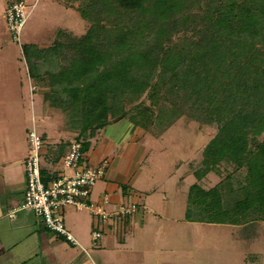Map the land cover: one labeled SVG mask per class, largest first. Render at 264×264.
Returning a JSON list of instances; mask_svg holds the SVG:
<instances>
[{"label":"trees","instance_id":"16d2710c","mask_svg":"<svg viewBox=\"0 0 264 264\" xmlns=\"http://www.w3.org/2000/svg\"><path fill=\"white\" fill-rule=\"evenodd\" d=\"M56 1L80 13L87 33L23 50L44 102L70 117L83 152L112 124L129 122L155 138L182 118L215 127L186 220L241 226L242 238L260 230L264 0ZM223 165L226 177L205 189L202 180L221 176ZM54 178L43 170L45 182Z\"/></svg>","mask_w":264,"mask_h":264},{"label":"rangeland","instance_id":"374dc122","mask_svg":"<svg viewBox=\"0 0 264 264\" xmlns=\"http://www.w3.org/2000/svg\"><path fill=\"white\" fill-rule=\"evenodd\" d=\"M5 2L0 0V11ZM25 2L30 15L22 28L20 42L14 40L6 15L0 16V206L4 213L0 230L4 231L5 226L11 224L6 216L5 201L7 204L15 200L20 203L26 192V160L32 150L29 132L35 127L40 135L46 132L48 138L56 140L69 139L64 132L70 130L75 133L70 144L78 135L70 117L63 112L58 120L45 115L35 116V104L42 98L45 86L42 87L43 83L37 79L32 80L23 46L34 44L46 48L57 41L79 39L89 29V23L75 8H67L56 0H38L32 9L36 0ZM2 40L8 43L4 44ZM45 66L41 64L37 69L44 72ZM131 127L129 122L112 124L98 136L101 143L110 140L116 148H125L123 156L132 145L127 143L131 138ZM216 133L215 127L188 118L180 119L160 138L146 133L145 139L140 141L147 152L146 158L141 167L142 175L134 185L141 192L145 208L138 206V211L129 219L128 216L113 215L119 207L112 210L107 205L106 210L111 214L107 219L108 226H102L90 211L65 208L61 215L66 229L78 244L73 245L64 236L51 232L59 262L46 264H70L73 261L74 264H258V259L264 257L263 222L258 223L261 232L253 229V234L242 238L241 226L233 228L186 220L190 185L197 180L190 171L202 166L203 150ZM123 143L129 146L123 147ZM61 159L58 167L63 171L64 157ZM46 160L42 157V166ZM224 169L225 165L220 169L221 176L210 173L201 185L207 190L216 186L227 175ZM242 176L244 174L240 175L241 181ZM179 183L181 188H177ZM92 198L96 199L95 194ZM23 214L32 224L36 220L35 229L42 232L44 227L39 217L28 211L18 216ZM196 215L200 214L194 213ZM111 222H115V227L109 230ZM95 231L101 234L97 242L93 238ZM4 235H0V263L10 264L12 259L11 264H17L28 257L26 264H42V253L34 235L29 236L25 229L5 238Z\"/></svg>","mask_w":264,"mask_h":264},{"label":"crops","instance_id":"0c3cea01","mask_svg":"<svg viewBox=\"0 0 264 264\" xmlns=\"http://www.w3.org/2000/svg\"><path fill=\"white\" fill-rule=\"evenodd\" d=\"M10 1L11 0H6L4 8L1 7L0 16L6 15V10L11 5ZM3 42L4 44L8 43L7 40L6 42L5 41ZM33 87L35 88V86ZM39 99H40L39 102L35 104V111H34L35 116L40 117V116L45 115V116L57 118L58 120V117L62 115L61 111L58 109L50 108V107L48 108L47 104L43 100V96L42 98H39ZM130 133H131V138L128 139L127 143L132 144V145L129 146V145H126V143L121 144L123 147L126 146V148L129 146L123 156H122L123 154L122 152H123V149L125 148H120V147L116 148L115 146L116 144L110 140L103 141V143L106 142V144L103 145V143H101L102 141H100V138L98 136L101 133H99L94 138L96 140L95 142H94V139L90 140L91 146L85 155L86 160L84 161V163L86 164V166H89V167H99L105 161H108V165L106 167V172H105V177L100 182L98 187H95V189L92 190V194L90 198L91 202L93 203L103 204L105 209L107 205H109L108 208L110 209L112 208V210H114L116 207H120L122 205L128 204L130 206V205L135 204L137 207V211H138V206L139 207L142 206L145 208V205H146L145 203L142 202L141 192H138V190L134 187L139 176L142 175L141 167L144 164V159L146 158L147 152L144 151V148L142 147L140 143L142 139H145L146 132L139 128L134 130L131 127ZM41 134L44 140L43 157H45V160L47 159L46 160L47 164L45 162V164L43 165V170H45L47 174L49 175H57V172L61 171L59 170L58 163H60L62 161L61 158L65 157L66 154L68 153L69 146L71 145L70 144L71 137L75 136V133H72L70 130H65L64 134L68 136L69 139L62 138V139H56V140H54L53 138H48V134L46 132H42ZM194 172L190 171V174L194 175ZM126 176H129V177H126ZM187 176H189V173L187 174ZM197 182H198L197 180L194 183L192 182L190 187ZM177 188H181V183L177 184ZM95 190L97 192H94ZM93 194H95L96 196L95 200L92 198ZM24 197L20 203L18 200L17 201L15 200V201H10L7 204V200L5 201V206L7 209L6 216L10 218L11 224L5 226V229H6L5 231L4 229L3 230L1 229L0 235L1 233H4L5 234L4 238H5V237H8L9 235L15 234L16 232H18V230L25 229L27 230V233L29 232V236L34 235L35 238L38 240L39 250L42 253L41 255L42 258L40 259L42 264L59 262V259L57 256L58 254L55 248L56 244L53 241V237L50 236L51 232H49L46 229L43 222H41L40 220V222L42 223L41 225L44 227V229L42 230V232H39L38 229H35L36 227L35 224H37L36 220H35V224H32L31 221H28L27 219H25L27 217L25 214L18 216L23 211H27V210L22 209V206L24 203ZM106 198L108 199V203H104V200ZM85 210L86 209H84V211ZM78 211H83V210H78ZM30 213L34 215L33 212H30ZM3 215L4 213L0 206V224L3 221L2 219L4 217ZM132 217H127V218L130 219ZM124 220L123 222H125ZM108 221L105 222V225L108 224ZM14 223H16L17 225ZM111 223L112 224H110L109 230L115 227V222H111ZM221 225H227V224H221ZM228 226H231V225H228ZM0 241H1V236H0ZM3 241H6V239ZM27 258L28 257L22 258L20 262L17 264H26L28 262ZM37 258L38 257L36 256L35 259ZM67 260L69 261L70 258H67ZM11 262H12V259H11ZM74 263L75 261L71 262L70 264H74ZM0 264H5V263H0ZM258 264H264L263 255L261 256L260 259H258Z\"/></svg>","mask_w":264,"mask_h":264},{"label":"built area","instance_id":"2783aa9c","mask_svg":"<svg viewBox=\"0 0 264 264\" xmlns=\"http://www.w3.org/2000/svg\"><path fill=\"white\" fill-rule=\"evenodd\" d=\"M38 0L33 4L35 8ZM25 0L11 4L6 10V20L15 41L20 42V34L30 11ZM31 9V10H32ZM29 141L32 146L31 153L26 160L27 187L22 209L33 212L44 223L48 231L64 236L67 241L77 245L74 236L66 229L61 211L67 207L77 210H89L93 216L105 225L111 214L103 204L91 202L92 190L96 183L105 177L108 161L99 167H89L83 162L86 153L80 142L69 146V151L64 157V170L57 172L56 178L45 182L43 179V148L44 140L35 127L29 132ZM108 203V199L104 200ZM137 212L133 205L120 206L113 215L132 217ZM94 241L101 238L98 231L93 233Z\"/></svg>","mask_w":264,"mask_h":264}]
</instances>
